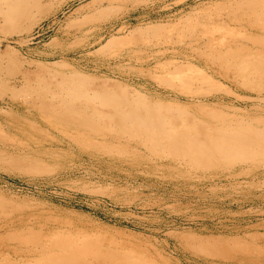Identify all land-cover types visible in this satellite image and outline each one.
<instances>
[{
	"label": "rangeland",
	"instance_id": "374dc122",
	"mask_svg": "<svg viewBox=\"0 0 264 264\" xmlns=\"http://www.w3.org/2000/svg\"><path fill=\"white\" fill-rule=\"evenodd\" d=\"M43 5L19 32L0 33V260L37 236L145 264H264V73L240 65L264 56V0ZM229 41L239 60H221ZM102 94L254 136L262 161L200 169L141 147L108 152L73 139L44 106L64 98L110 129Z\"/></svg>",
	"mask_w": 264,
	"mask_h": 264
},
{
	"label": "bare ground",
	"instance_id": "6f19581e",
	"mask_svg": "<svg viewBox=\"0 0 264 264\" xmlns=\"http://www.w3.org/2000/svg\"><path fill=\"white\" fill-rule=\"evenodd\" d=\"M47 1L49 0H0V21L2 22V25L0 24V33L11 34V33H17L20 30H22L21 24L23 22L26 21L30 23L34 20V14H33L34 10H36L39 15L45 13L47 8L43 4L44 2ZM234 44H235L234 42H230V41L228 42L227 46H225L226 47L224 49L225 51L222 52L221 54V60L240 59V55H242L243 53L238 55L236 53L237 51L233 52L231 48L234 47L233 46ZM238 45L236 44V46ZM240 63L242 70L247 69L248 72L253 73L257 76L264 73V56L263 58L261 57L260 61L257 62L251 61V59L249 58L247 61L241 60ZM99 98L106 100L111 105L110 111L105 116L107 122L109 123L110 129L115 131L113 134L109 133L110 132L109 128L98 127L89 115L84 114L79 109H75L70 105H68L64 98L61 99V103L59 106H55L51 104H45L44 106L45 109H47V111L52 112V114L55 117V121L57 125L62 126V129L66 131L72 130L73 131L72 133H75L73 139L75 140L77 139L79 142L83 144L100 147L101 149L108 152L123 153L128 151V152H132V154L130 155H133L136 152L135 150H137L136 148L141 147L146 149L151 155H157V157L166 156L171 158L172 161L182 160L186 163V165H188V167L200 168V169H205L210 166H213V168H215L217 166L222 165L225 162L230 164L231 162L234 161H250V162L262 161L261 160V158L263 157L262 155L263 152L261 150L263 149L262 142L257 141L254 136H244L242 134H238L225 129L219 131L215 129L202 127L199 126V124H197L190 117H187L186 120H182L181 117L177 115H171L170 113L168 114L166 112L156 110L155 106L146 105L145 103L144 105L126 103L125 101L115 99L112 96H108V95L105 96V94H102L101 96H99ZM59 107H62L64 109H60ZM103 116L104 114L100 115L98 113H95V117L97 118L99 117L102 118ZM13 119L15 118L13 117ZM8 123H10L9 120ZM66 131H62V132H64V134H67L69 137V133ZM96 134L100 135L102 139H107V138L109 140L113 139V142L108 144L107 143L98 144L90 138L91 135L93 136ZM27 138L29 139V137ZM121 140H123V142H125L126 144L132 143L133 149L131 147L130 148L127 147V145L121 144L120 142ZM23 142H25V140ZM21 143L22 142L20 141V144ZM15 144L17 145V143ZM5 146H8L7 143ZM1 151H3L2 148ZM38 158L41 161L40 157ZM31 160L34 161V159ZM8 161L11 162L10 159ZM36 162H38V160ZM186 175L188 176V174ZM234 175L236 174L234 173ZM175 178L173 176V180ZM182 178H185V176ZM86 191H88V189ZM30 241L31 244H33V248L29 250H24L22 252L14 251L12 254L14 256L5 259L4 257L1 258L2 260H0V264H16V263L20 264L25 262L27 263L32 262L34 264H145L144 262L147 261L144 260L143 262V259H139V258L132 259L127 255H121L111 251L101 252L99 248L93 249L90 248L87 244L76 245L74 243L61 239L58 240L51 238L39 239L36 236ZM19 255H24V256L19 257Z\"/></svg>",
	"mask_w": 264,
	"mask_h": 264
}]
</instances>
